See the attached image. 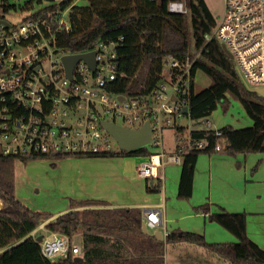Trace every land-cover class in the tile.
I'll return each mask as SVG.
<instances>
[{
    "label": "trees",
    "instance_id": "trees-1",
    "mask_svg": "<svg viewBox=\"0 0 264 264\" xmlns=\"http://www.w3.org/2000/svg\"><path fill=\"white\" fill-rule=\"evenodd\" d=\"M85 1V4L72 5L68 14L71 28L68 33L59 35L58 41L63 49L73 51L89 48L100 40L123 36L122 45L117 49L118 74L109 90L126 97L150 94L161 79L163 62L167 57L180 60L187 54L193 56L201 48L192 70H202L208 84L188 96L190 118H205L218 106L225 112L231 105L230 99H236L252 122L245 127L223 125L217 136L213 129L191 130V138L203 140L205 146L182 153L177 187L179 199H188L192 195L193 172L200 153L219 152L231 157L253 152L264 154V94L242 82L234 61L216 37L205 41L204 33L210 32L217 22L205 0H185V13L169 11V0ZM37 2L1 0V10H29ZM69 3L70 0L62 1L60 7L64 8ZM42 11H37L33 17ZM218 143L220 149L215 151L214 146ZM147 152V148L140 147L129 152L111 150L76 157H119ZM40 157L23 156L19 160L26 162ZM66 157L73 156L58 155L55 159ZM15 159L12 155L0 154V264H162L165 244L178 242L204 247L228 264H264V249L247 235L245 212H230L222 207L218 212H211L208 202L192 208L228 230L236 238L231 242H208L203 234L178 228L171 229L165 240H158L141 230V208L110 207L100 199L70 198L69 209L51 218V213L32 210L16 197ZM50 165L56 167L55 162ZM161 187L160 179H146L147 193L160 192ZM44 221L45 227L56 232H82L81 261L69 255L52 262L41 254L38 243L29 232Z\"/></svg>",
    "mask_w": 264,
    "mask_h": 264
},
{
    "label": "built area",
    "instance_id": "built-area-1",
    "mask_svg": "<svg viewBox=\"0 0 264 264\" xmlns=\"http://www.w3.org/2000/svg\"><path fill=\"white\" fill-rule=\"evenodd\" d=\"M62 1L66 0H38L29 10L2 12L0 0V154L16 159L23 156L55 159L58 155L91 156L121 150L101 122L140 128L148 120L147 144L155 149L137 155L135 174L162 180L166 163L181 164L184 151L205 146L203 140L190 136L187 105L188 96L201 90L194 88L198 70H192L201 48L193 56L187 54L180 60L167 57L166 69L162 68L161 79L152 93L139 97L123 95L120 100L121 94L109 88L118 74L117 49L123 36L100 40L83 50L63 49L58 36L69 32L68 14L76 2L70 0L61 8ZM50 6L53 7L47 9ZM167 7L171 12H187L185 0H169ZM37 11L42 12L33 17ZM20 13L19 20L9 19ZM220 16L214 28L204 33L205 41L216 37L225 46L246 86L264 87V0H223ZM91 51L94 67L79 58L70 78L63 57ZM116 117L121 122H116ZM182 118H185L184 126L180 125ZM203 123L216 136L221 133L220 127L213 126L208 119L203 118ZM166 128L171 129V148L165 146ZM146 145L141 147L147 148ZM219 149L218 143L214 150ZM141 213L148 231L161 227L165 240L170 230L164 225L161 209L148 206ZM29 235L38 243L41 254L52 262L69 255L83 259L78 233L50 230L44 221Z\"/></svg>",
    "mask_w": 264,
    "mask_h": 264
},
{
    "label": "crops",
    "instance_id": "crops-1",
    "mask_svg": "<svg viewBox=\"0 0 264 264\" xmlns=\"http://www.w3.org/2000/svg\"><path fill=\"white\" fill-rule=\"evenodd\" d=\"M230 104L225 112L222 110L223 113L228 111V116L217 126H250L252 122L239 101L230 99ZM165 146L171 148V145ZM119 158L58 159L50 175L58 183L59 196L56 202L42 204L45 207L42 210L51 213L53 218L69 209L67 198L100 199L110 207L136 206L142 209L158 206L168 230L178 228L197 232L203 234L208 242L235 241L236 238L228 230L208 220L204 213L193 211L194 206L208 202L211 212H218L219 207L230 212H245L248 237L264 249V154L253 152L231 157L219 152L200 153L193 172L192 195L184 200L177 195L181 164H165L161 191L147 193L146 178L135 174V166L133 174L123 171ZM258 161V166L251 172ZM16 174L14 164L15 195L22 202L26 200L25 192H18ZM179 243L184 242L175 244ZM164 258L165 249L163 260Z\"/></svg>",
    "mask_w": 264,
    "mask_h": 264
},
{
    "label": "rangeland",
    "instance_id": "rangeland-1",
    "mask_svg": "<svg viewBox=\"0 0 264 264\" xmlns=\"http://www.w3.org/2000/svg\"><path fill=\"white\" fill-rule=\"evenodd\" d=\"M72 1V0H71ZM76 4H85V0H75ZM208 9L212 16L217 20L221 17L223 10V0H205ZM23 13V12H22ZM22 13L19 15H12L9 17L11 21H17L21 17ZM163 68L166 69V62H163ZM195 87L196 91L204 88L208 84V78L205 73L198 69L195 76ZM235 114L236 111H233ZM228 116V111L226 113L222 112L220 106L211 115L205 117L217 126L219 123L223 122ZM116 122H121L119 117H116ZM190 128L200 129L205 126L203 123V118L191 119L189 121ZM171 129L166 128L164 130V142L171 145L170 143ZM114 145L113 140H111ZM148 150H154L155 147L147 144ZM120 162L122 163V170L128 174H133V168L137 163V155L129 156H119ZM75 158V157H71ZM60 159V158H58ZM58 159L40 157L36 159H29L26 162H21L19 159H15V170L16 181H18V192H25L26 200L22 201L32 210H42L44 205L52 202H56V198L59 196L58 183L50 175L53 167L50 165L52 162L58 161ZM173 163V162H169ZM168 163H166L167 165ZM176 164V163H173ZM165 165V166H166ZM21 196V195H20ZM68 201L70 198H67ZM2 204V203H1ZM161 229V227H158ZM154 229V228H150ZM42 232V230H40ZM77 241L82 242V232L78 230ZM165 248V258L163 260L164 264H228L223 258H219L211 253H209L204 247H200L191 243H167ZM162 263V264H163Z\"/></svg>",
    "mask_w": 264,
    "mask_h": 264
},
{
    "label": "water",
    "instance_id": "water-1",
    "mask_svg": "<svg viewBox=\"0 0 264 264\" xmlns=\"http://www.w3.org/2000/svg\"><path fill=\"white\" fill-rule=\"evenodd\" d=\"M4 21V20H2ZM6 24H8L7 21H4ZM223 50L226 52V54L229 56V58H232V55L227 51L225 46L222 44ZM79 58H84L87 60V62L90 64V66L94 67L95 65V59H94V54L93 51L89 53H78V54H73V55H67L63 57L66 73L68 76L71 78V70L74 66V63L79 59ZM259 94H264V87H258L254 88ZM120 100L124 98L123 95L119 96ZM183 111H187V107H183ZM101 125L114 137L116 142L119 144V147L121 150L125 152H129L132 150H135L141 146H144L147 144V142L150 139V128L148 124V120H146L143 125L140 128H126L123 126H120L118 124H115L114 122H108V121H102ZM180 125L184 126L185 125V118H182L180 121ZM141 230L147 234L156 237L158 240H162V232L159 229H154L152 231H148L146 228V224L144 221L141 223ZM41 239V235L37 236V240ZM81 259L80 256L76 258L78 261Z\"/></svg>",
    "mask_w": 264,
    "mask_h": 264
}]
</instances>
